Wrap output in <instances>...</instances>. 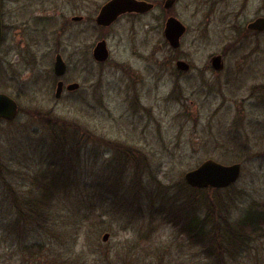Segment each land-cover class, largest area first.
Instances as JSON below:
<instances>
[{
  "label": "rangeland",
  "instance_id": "rangeland-1",
  "mask_svg": "<svg viewBox=\"0 0 264 264\" xmlns=\"http://www.w3.org/2000/svg\"><path fill=\"white\" fill-rule=\"evenodd\" d=\"M108 1L3 0L0 93L15 100L18 115L0 122V213L16 215L9 187L27 198L50 141L49 117L86 131L80 186L56 209L86 219L71 222L79 229L74 246L67 237L52 247L61 252L56 264H264V225L242 232L245 243L221 260L206 258L163 219L155 197L180 193L184 174L211 159L241 165L227 191L208 193L213 205L227 208L232 222L264 210V32L247 30L264 17V0H174L168 9L167 0H140L153 9L101 28L95 18ZM169 17L186 28L176 50L163 37ZM100 40L109 52L103 64L92 59ZM56 54L68 65L67 82L81 86L60 100L51 72ZM213 56L222 57V70L211 67ZM177 60L189 71L177 72ZM114 172L117 190L110 188ZM24 231L12 240L0 234V255H9L8 264H46L43 251L35 260L23 253Z\"/></svg>",
  "mask_w": 264,
  "mask_h": 264
},
{
  "label": "trees",
  "instance_id": "trees-1",
  "mask_svg": "<svg viewBox=\"0 0 264 264\" xmlns=\"http://www.w3.org/2000/svg\"><path fill=\"white\" fill-rule=\"evenodd\" d=\"M46 121L51 132L50 141L41 151L40 162L37 168H34L35 175L30 176L33 177V184L28 192L24 193L27 198L16 196L12 187H9V193L13 195L14 200L12 209L16 215L0 213V234L2 238L12 240L14 232L25 230L23 236L26 244L23 246V253H28L29 258L35 260L36 254L43 251L44 262L56 264L62 258L61 252L51 253L52 247L55 245L59 247L62 240H67V237L68 244L74 246L79 229L73 227L71 222L77 226L86 219L79 217L76 220L75 215L69 213L62 217L56 212L60 201L65 200L64 204L70 202L80 186L78 181L82 166L80 145L81 136L86 134V131L76 124L53 121L49 117ZM119 151L127 157L130 156L131 151L124 148ZM2 162L0 159V176H4L2 169H6ZM112 179L110 188L117 190L119 182L121 183L120 174L114 172ZM178 188H181L180 193L173 194L172 197L162 194L159 190L155 196L161 198L163 219L168 224L176 226L189 244L195 242L201 245L207 253L206 258L221 260L225 253L231 254L239 242L245 243L247 235L244 233L249 235L256 233L264 225V210H251L238 222H232L228 217L227 208L221 210L218 209V204L213 205L208 193L218 196L227 189L191 188L185 181ZM181 194L183 197L179 198ZM130 196L136 199L139 194L132 192ZM216 196L213 198L218 203ZM222 205L228 204L222 202ZM18 237L21 243L22 238ZM1 252L3 250L0 245V254ZM9 261L8 254L4 257L0 255V264H8Z\"/></svg>",
  "mask_w": 264,
  "mask_h": 264
},
{
  "label": "water",
  "instance_id": "water-1",
  "mask_svg": "<svg viewBox=\"0 0 264 264\" xmlns=\"http://www.w3.org/2000/svg\"><path fill=\"white\" fill-rule=\"evenodd\" d=\"M174 0H167L164 8L168 9ZM153 8V4L139 0H109L99 10L95 18V23L100 27L112 25L116 19L131 12H147ZM74 21L79 18H74ZM247 29L254 32H264V17H258L247 25ZM185 26L174 17H169L164 25L163 37L169 47L177 49L180 46V39L185 34ZM2 38V8L0 0V41ZM108 50L104 40L99 41L93 50V58L96 62H104L108 58ZM211 67L214 70L223 69V60L221 56H213L210 59ZM176 69L188 71L189 65L184 61L175 63ZM66 65L60 55L55 57L54 73L61 77L65 72ZM78 83H70L67 86L68 91L79 89ZM62 93V82H58L55 89V98L59 99ZM18 115V105L14 99L6 94L0 93V121H13ZM241 175V165L238 163L232 165H223L211 159L202 162L198 167L184 174V181L191 188L197 189H224L235 184ZM108 235L102 237L106 241Z\"/></svg>",
  "mask_w": 264,
  "mask_h": 264
},
{
  "label": "flooded vegetation",
  "instance_id": "flooded-vegetation-1",
  "mask_svg": "<svg viewBox=\"0 0 264 264\" xmlns=\"http://www.w3.org/2000/svg\"><path fill=\"white\" fill-rule=\"evenodd\" d=\"M2 3H3V0H1V8H2ZM152 10V9H151ZM150 10V11H151ZM150 11H147V12H131V13H125V14H123V15H127V14H143V13H148V12H150ZM2 15H3V13H2ZM123 15H121V16H123ZM121 16H119L117 19H116V21L121 17ZM74 21V20H73ZM77 22L78 21H81V18L79 19V20H76ZM115 21V22H116ZM114 22V23H115ZM113 23V24H114ZM112 25H110V26H108V27H111ZM100 27V26H99ZM108 27H101V28H108ZM3 20H2V38H1V41H0V48H1V46H2V41H3ZM183 37V36H182ZM181 40V39H180ZM100 41H102V40H100ZM105 41V40H104ZM106 42V41H105ZM95 47V46H94ZM106 47H107V45H106ZM180 47V46H179ZM178 47V48H179ZM177 48V49H178ZM172 49V48H171ZM93 50H94V48H93ZM93 50H92V59H93V61H95L94 60V58H93ZM108 50V49H107ZM173 50H176V49H173ZM108 54H109V52H108ZM57 55H60V54H56L55 55V57L57 56ZM61 56V55H60ZM55 57H54V61H55ZM61 58H62V56H61ZM109 59V55H108V58H107V60ZM211 59V58H210ZM62 60H63V58H62ZM106 60V61H107ZM64 61V60H63ZM106 61H104V62H96V63H99V64H103V63H105ZM177 61H182V60H177ZM176 61V62H177ZM64 63H65V65H66V68H65V72H64V74L61 76V77H58V76H56L55 75V73H54V62H53V65H52V68H51V72H52V74H53V76H52V79H53V82L55 83V89H56V87H57V84H58V82H62V93H61V96H60V98L59 99H56L55 98V94H54V98H55V100H60L61 98H62V96H63V94L64 93H67V94H77L79 91H80V89H81V86L79 87V89H77V90H74V91H68L66 88H67V86L70 84V83H68L67 82V79H66V74H67V71H68V65H67V63L64 61ZM176 67V66H175ZM189 69H190V67H189ZM177 72H180V73H185V72H188V71H181V70H176ZM73 83V82H72ZM75 83H77V82H75ZM79 84V83H78ZM80 85V84H79ZM3 121V120H2ZM1 122V121H0Z\"/></svg>",
  "mask_w": 264,
  "mask_h": 264
}]
</instances>
